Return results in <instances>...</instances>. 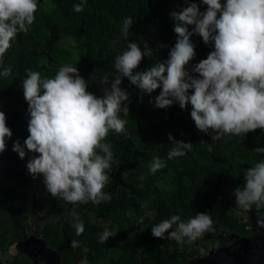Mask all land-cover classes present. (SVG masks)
Masks as SVG:
<instances>
[{
    "label": "clouds",
    "instance_id": "obj_1",
    "mask_svg": "<svg viewBox=\"0 0 264 264\" xmlns=\"http://www.w3.org/2000/svg\"><path fill=\"white\" fill-rule=\"evenodd\" d=\"M86 3H73V11H82ZM38 4L39 0H0V56L18 33L28 31ZM201 5L206 7L201 10ZM169 16L175 42L165 59H157L143 69L138 65L154 49L147 41L128 40L133 19L123 18L120 33L126 47L114 57L111 80L99 79L100 84H109L102 95L87 90L88 82L75 64H61L53 76L43 78L39 71L24 69L20 85L27 102L28 135L23 143L19 138L12 141V151L21 159L32 153L25 164L28 174L33 179L42 177L45 192L73 209L77 203H99L108 198L104 188L116 161L112 144L105 137L109 130L125 131L122 117L128 115L130 100L128 92L120 87L123 78L138 89L141 97L159 89L149 98L153 107L178 103L185 109L190 105L195 128L212 142L228 134L239 136L256 129L264 132V0H184L183 5L170 10ZM193 36L200 37L211 50L205 58L190 63L196 56ZM10 74L11 68L0 64V78ZM11 137L5 113L0 111V152ZM167 138L171 142L167 159L182 157L192 149L193 143L176 139L170 132ZM252 151L264 154V145ZM165 164L164 158L153 156L148 172L154 174ZM232 194L241 210L253 205L264 207V158L245 169L243 186L234 187ZM148 203L141 201L140 207L147 208ZM68 214L78 236L84 230L83 221L75 211ZM256 223L264 228V216ZM150 228L152 236L164 238L166 234L178 246L191 244L205 232L215 230L208 211L196 212L186 220L174 213ZM96 235L100 243H105L113 233L104 228ZM69 246L76 248L80 241L72 239ZM213 246L200 247V254L206 256ZM14 254L15 247H9L7 255ZM4 259L5 254L0 252V261Z\"/></svg>",
    "mask_w": 264,
    "mask_h": 264
},
{
    "label": "trees",
    "instance_id": "obj_2",
    "mask_svg": "<svg viewBox=\"0 0 264 264\" xmlns=\"http://www.w3.org/2000/svg\"><path fill=\"white\" fill-rule=\"evenodd\" d=\"M47 1L51 5L50 11L47 12L39 3L28 31L17 34L15 42L0 60V64L11 68L8 77L0 78V111L5 113L6 125L12 131V137L6 140L5 150L0 152V246L8 244V238L13 234L10 228L20 227L26 221L37 189L48 196L44 208L49 217L56 219L45 223L46 242L50 245H67L72 239L80 241V246L76 248L69 246L61 249L67 253L65 258L72 264L86 257L94 260L93 254L96 253L99 259L95 261L105 258L115 260V239L129 241L125 230L126 213L135 203L141 214H154L153 221L143 227L136 242L153 245L176 243L168 239L166 234L164 238L152 236L150 228L152 224L174 213L186 220L196 212L208 211L213 226L227 223L235 230L237 206L232 189L242 187L245 169L264 158V154L252 151L264 145V132L256 129L239 136L228 134L212 142L207 134L195 128L190 117V105L185 109H181L178 103L167 108L152 106L149 111L145 108L147 98L156 95L159 89L141 97L138 89L127 78H123L120 85L128 92L130 100L128 115L122 117L126 122L125 131L116 133L109 130L105 137V141L112 144L116 161L109 171V181L104 188L109 194L107 199L99 203H77L73 209L61 198L45 192L42 177L33 179L28 174L25 164L32 153L21 159L12 151V141L19 138L23 143L28 135L27 102L20 85L25 75L21 60L31 63L42 78L44 59L56 71L61 64H75L80 75L88 82L87 90L102 95L99 79L106 77L111 80L115 73L114 57L126 47L120 33L123 18L133 19L128 40L147 41L149 47L154 49L152 55L143 57L138 65L139 69H143L157 59L167 57L176 36L169 13L184 2L87 0L83 10L77 12L73 11L72 5L79 0ZM196 2L199 3V0ZM204 7L201 5V10ZM192 39L196 45V56L190 63L196 62L199 54L205 53L206 56L211 50L200 37L193 36ZM61 41H80L78 52L62 45ZM161 43L166 46L158 47ZM169 132L176 139L193 143L191 151L182 157L167 159L166 153L171 146L167 138ZM153 156H160L166 161L165 167L154 174L148 172ZM118 178L135 195L121 186L115 192L114 185ZM144 200L149 201L147 208L140 207ZM251 208L264 216V207L257 209L253 205ZM70 210L78 213L83 221L84 230L78 236L72 227V218L68 214ZM94 219L109 220L116 225V232L105 243L97 239L96 234L102 231V227ZM248 223L242 224V229ZM178 250L181 248L178 247Z\"/></svg>",
    "mask_w": 264,
    "mask_h": 264
},
{
    "label": "flooded vegetation",
    "instance_id": "obj_3",
    "mask_svg": "<svg viewBox=\"0 0 264 264\" xmlns=\"http://www.w3.org/2000/svg\"><path fill=\"white\" fill-rule=\"evenodd\" d=\"M118 175H116V178ZM120 186L127 188L132 195H135L130 187L118 178L115 181L114 191L116 192ZM39 192L48 198L41 189L36 190L32 198V208L27 211L26 221L20 227L10 228L13 234L9 236L8 244L4 247L0 246V252L5 254V259L0 261V264H72L70 260L65 258L67 253L61 250L69 247V244L53 243L50 245L46 242L45 230L47 229H45V223L49 220L56 221V219L49 217L44 208L45 202L40 203L38 200L40 195L37 193ZM238 210L242 211L240 208ZM126 215L127 222L128 211ZM144 216L137 226L134 237L129 236L126 228L128 223L126 224L125 230L129 241L115 239L114 250L117 254L115 260L111 261L105 258L94 261L91 259L95 262L93 264H105V260L106 264H264V228H258L257 224L253 226L249 217L245 214V218H241V220L238 215L235 216L237 226L235 230H233L231 224L215 225L213 226L215 229L213 232H207L204 237L201 236L197 241L191 244L185 243L183 246H178L177 243L153 245L140 241L136 242L143 227L154 219V214L151 212L144 214ZM245 222L249 223L242 229V224ZM51 229H54V227ZM56 237V234H54L55 240ZM19 242L27 243L22 245L19 251L15 250L18 253L16 252L9 257L7 255L9 247ZM209 245L214 246L209 248L206 256H202L199 248H208ZM178 247L181 250H178ZM84 259L75 264H81Z\"/></svg>",
    "mask_w": 264,
    "mask_h": 264
},
{
    "label": "rangeland",
    "instance_id": "obj_4",
    "mask_svg": "<svg viewBox=\"0 0 264 264\" xmlns=\"http://www.w3.org/2000/svg\"><path fill=\"white\" fill-rule=\"evenodd\" d=\"M173 2L175 3L176 2V0H173ZM39 3L40 4H42L43 6H44V8H45V10L47 11V12H49L50 11V9H51V5L49 4V2L47 1V0H39ZM62 45H64V46H67V47H69L72 51H74V52H78V48H79V45H80V41L79 42H73V41H61L60 42ZM72 43V44H71ZM206 56H205V53H201V54H199L198 55V57L196 58V62H198L200 59H202V58H205ZM0 60H1V56H0ZM42 62H43V64H44V68H43V72H44V76L43 77H51V76H53L54 74H55V72H56V70L54 69V68H52L51 66H49L48 64H49V61L47 60V59H44V60H42ZM21 68L24 70L25 68H28V67H30L31 69H33V70H35V67L31 64V63H27V61H25V59H22L21 60ZM110 80V79H109ZM110 83V82H109ZM109 86V84H101L100 85V87H101V89H103L104 87H108ZM103 93V92H102ZM149 98L150 97H148L147 98V102H146V109L147 110H149V111H151V109H152V104H150L149 103ZM38 195H40L39 197H38V200L40 201V203H43V202H45V196L44 195H42V193L41 192H39V193H37ZM235 207V206H234ZM239 208V207H238ZM238 208L237 207H235V209H237L236 210V213H237V215L239 216V219L241 220V218H245V216H244V214H243V212L242 211H239L238 210ZM236 215V216H237ZM145 216L144 215H142L141 214V212H140V209H139V206H138V204L137 203H135L134 205H133V207L131 208V209H129L128 210V221H127V223H128V225H127V232H128V234H129V236L130 237H134L135 236V234H136V231H137V226H138V224L140 223V221H141V219H143ZM95 220V222H99L101 225V227H102V230L104 229V228H108L112 233H113V235H114V233L116 232V225L113 223V222H111V221H109V220H104V219H94ZM128 229H129V231H128ZM94 256H95V259H94V261L96 260V259H99V255H98V253H96V255L95 254H93ZM84 260H86V261H88V264H93V263H95V262H93L92 260H91V258H89V257H86ZM104 263L106 264V260L104 261Z\"/></svg>",
    "mask_w": 264,
    "mask_h": 264
},
{
    "label": "water",
    "instance_id": "obj_5",
    "mask_svg": "<svg viewBox=\"0 0 264 264\" xmlns=\"http://www.w3.org/2000/svg\"><path fill=\"white\" fill-rule=\"evenodd\" d=\"M243 212H244V214L246 215V216H248L249 217V219H250V222L252 223V225L253 226H255L257 223V219L260 217L259 216V214L256 212V211H254L252 208H250V209H248V210H242ZM27 242H29V241H27ZM26 242V243H27ZM25 242H19V243H17V244H15L14 245V247H15V250H18L19 251V249H20V247L22 246V245H25L26 244ZM17 251H15V253H16ZM18 253V252H17Z\"/></svg>",
    "mask_w": 264,
    "mask_h": 264
}]
</instances>
